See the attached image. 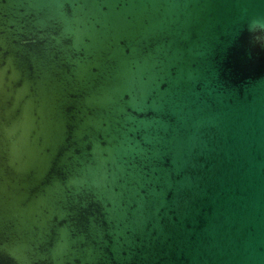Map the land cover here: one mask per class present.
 <instances>
[{
    "label": "water",
    "instance_id": "water-1",
    "mask_svg": "<svg viewBox=\"0 0 264 264\" xmlns=\"http://www.w3.org/2000/svg\"><path fill=\"white\" fill-rule=\"evenodd\" d=\"M253 19L264 0H0V264H264Z\"/></svg>",
    "mask_w": 264,
    "mask_h": 264
},
{
    "label": "clouds",
    "instance_id": "clouds-1",
    "mask_svg": "<svg viewBox=\"0 0 264 264\" xmlns=\"http://www.w3.org/2000/svg\"><path fill=\"white\" fill-rule=\"evenodd\" d=\"M257 29L264 31V23H260L258 20L253 19L250 23L249 30L256 31ZM261 38L262 37H258V39H261Z\"/></svg>",
    "mask_w": 264,
    "mask_h": 264
}]
</instances>
